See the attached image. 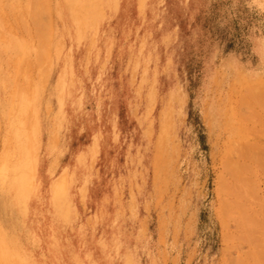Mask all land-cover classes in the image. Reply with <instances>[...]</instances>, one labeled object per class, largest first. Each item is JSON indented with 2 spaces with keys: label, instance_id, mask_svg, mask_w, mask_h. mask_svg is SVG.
I'll return each instance as SVG.
<instances>
[{
  "label": "rangeland",
  "instance_id": "374dc122",
  "mask_svg": "<svg viewBox=\"0 0 264 264\" xmlns=\"http://www.w3.org/2000/svg\"><path fill=\"white\" fill-rule=\"evenodd\" d=\"M0 264H264V0H0Z\"/></svg>",
  "mask_w": 264,
  "mask_h": 264
},
{
  "label": "bare ground",
  "instance_id": "6f19581e",
  "mask_svg": "<svg viewBox=\"0 0 264 264\" xmlns=\"http://www.w3.org/2000/svg\"><path fill=\"white\" fill-rule=\"evenodd\" d=\"M91 3H92V2H91ZM70 4H71V3H70ZM83 7H84V5H83ZM78 9H79V8H78ZM79 11H80V9H79ZM77 12H78V11H77ZM83 13H84V12H83ZM77 14H78V13H77ZM77 17H78V16H77ZM82 17H83V16H82ZM77 19H79V17H78ZM77 19H76V20H77ZM84 19H85V17H84Z\"/></svg>",
  "mask_w": 264,
  "mask_h": 264
}]
</instances>
